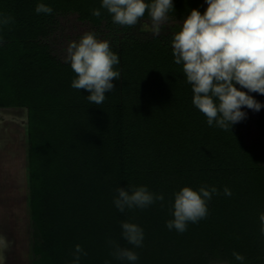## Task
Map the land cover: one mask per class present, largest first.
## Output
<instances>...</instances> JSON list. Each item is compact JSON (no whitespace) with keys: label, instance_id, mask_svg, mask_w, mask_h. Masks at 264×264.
Segmentation results:
<instances>
[{"label":"trees","instance_id":"trees-1","mask_svg":"<svg viewBox=\"0 0 264 264\" xmlns=\"http://www.w3.org/2000/svg\"><path fill=\"white\" fill-rule=\"evenodd\" d=\"M39 3L53 13L37 14ZM101 3L0 0V17L14 21L0 26V108L28 109L32 264H72L77 244L87 253L79 264H241L233 252L245 257L243 264H264L262 121L246 116L227 131L208 126L172 55V29L191 9L203 14L205 0H173L167 23L176 25L165 24L171 32L110 43L120 77L95 105L90 93L71 87L70 63L53 55L43 38L60 12L75 11L96 25L112 21ZM148 20L146 13L140 22ZM129 185L162 194L163 206L157 201L120 212L113 199ZM184 186L215 187L218 194L207 201L206 218L178 233L166 222L173 219V194ZM123 222L143 229L141 247L122 237ZM110 240L138 259H115Z\"/></svg>","mask_w":264,"mask_h":264},{"label":"clouds","instance_id":"clouds-1","mask_svg":"<svg viewBox=\"0 0 264 264\" xmlns=\"http://www.w3.org/2000/svg\"><path fill=\"white\" fill-rule=\"evenodd\" d=\"M203 14L191 9L181 22L179 31L171 34V48L176 65H182L186 83L191 85L193 105L206 117L208 126L215 125L225 131L246 118L241 109L260 111L264 105L249 93L264 95V0H205ZM101 7L111 15L116 25L136 27L147 13L149 20L141 28H150L153 36H160L174 10L173 0H102ZM53 9L43 3L36 5L37 14H52ZM92 15L99 17V9ZM11 16L0 17V26L13 23ZM2 39V38H0ZM65 61L70 63L75 78L71 87L90 93L87 100L102 104L105 93L114 88L113 80L120 73L114 70L119 58L106 39H98L93 32L84 33L79 41H71L66 49ZM239 85V88L237 87ZM241 89H246L243 91ZM113 204L120 212L125 209H144L164 196L155 194L146 186L129 185L117 188ZM218 194L215 187L201 186L193 190L182 187L173 194V219L166 222L169 230L183 233L189 222L197 223L208 215L207 201ZM224 195L231 190L224 188ZM260 232L264 235V212L259 215ZM122 237L128 244L141 247L143 229L131 222L121 224ZM110 255L120 261L135 262L138 255L127 247L108 241ZM84 249L77 244L72 264H79ZM235 260L243 264L245 257L233 252Z\"/></svg>","mask_w":264,"mask_h":264},{"label":"rangeland","instance_id":"rangeland-1","mask_svg":"<svg viewBox=\"0 0 264 264\" xmlns=\"http://www.w3.org/2000/svg\"><path fill=\"white\" fill-rule=\"evenodd\" d=\"M145 23L139 22L129 33L123 26L112 21H103L96 25L89 20L80 19L75 11L57 13L50 31L43 38L53 55L65 61L66 49L71 41H79L86 32L95 33L98 39L119 44L128 35L140 38L153 34L150 28H141ZM175 26L174 23H165ZM168 26V27H169ZM163 26L161 33L177 32ZM239 88V85H237ZM247 91L246 89H241ZM264 105V95L249 93ZM246 116L262 121L260 151H264V107L254 111L243 107ZM27 107L0 108V262L2 264H32V245L34 231L31 224V197L29 178V138ZM256 128H252V132ZM254 132L252 135H256ZM219 264V263H216ZM225 264V263H220Z\"/></svg>","mask_w":264,"mask_h":264},{"label":"snow or ice","instance_id":"snow-or-ice-1","mask_svg":"<svg viewBox=\"0 0 264 264\" xmlns=\"http://www.w3.org/2000/svg\"><path fill=\"white\" fill-rule=\"evenodd\" d=\"M0 264H2V262H0Z\"/></svg>","mask_w":264,"mask_h":264},{"label":"crops","instance_id":"crops-1","mask_svg":"<svg viewBox=\"0 0 264 264\" xmlns=\"http://www.w3.org/2000/svg\"><path fill=\"white\" fill-rule=\"evenodd\" d=\"M28 120V119H27ZM220 264V263H219Z\"/></svg>","mask_w":264,"mask_h":264}]
</instances>
